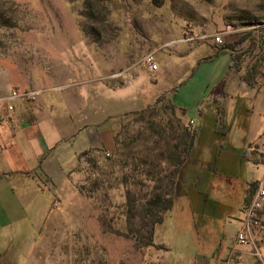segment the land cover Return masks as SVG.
I'll list each match as a JSON object with an SVG mask.
<instances>
[{"label":"crops","instance_id":"0c3cea01","mask_svg":"<svg viewBox=\"0 0 264 264\" xmlns=\"http://www.w3.org/2000/svg\"><path fill=\"white\" fill-rule=\"evenodd\" d=\"M74 31L78 35L77 26ZM221 31V43L209 39L172 45V54L156 51V70L121 55L119 74L113 73V60L101 58L83 35L66 38L42 31L23 39L35 60L30 73L39 79L33 84L25 71L15 89L43 91L33 102L14 101L12 110L4 104L0 115V264H58L44 251L42 226L55 212L74 228L92 216V203L78 189L82 153L113 149L118 120L162 95L197 136L208 107L211 128L232 143L213 161L198 158L210 166L205 193L218 211L193 213L188 199H181L177 226L190 230V237H174L172 246L161 240L164 249L142 251L140 264H258L250 256L242 263L228 257L242 210L254 193L252 182L259 178L238 180L216 172L239 165L264 172V165L252 159L255 151H264V33L251 45L253 31L228 25ZM223 79L224 93L216 96L212 89ZM216 139L212 155L223 145Z\"/></svg>","mask_w":264,"mask_h":264},{"label":"rangeland","instance_id":"374dc122","mask_svg":"<svg viewBox=\"0 0 264 264\" xmlns=\"http://www.w3.org/2000/svg\"><path fill=\"white\" fill-rule=\"evenodd\" d=\"M223 25L253 31L249 36L255 44L264 33V0H0V94L20 87L17 81L25 71L33 84L39 79L30 73L35 60L23 39L42 31L66 38L85 36L101 58L113 60V73L119 74L121 55L129 54L135 63L151 51L172 54V45L191 44L174 40L222 36ZM185 124L166 95L120 118L113 149L84 152L78 166V189L92 203V216L74 228L64 214H51L42 226L43 250L58 264H140L142 251L151 246L164 249L161 240L172 246L174 237L189 238L191 231L177 226L181 199H188L193 213L218 211L205 193L210 166L198 158L222 157L232 141L211 128L208 107L200 136ZM215 137L223 139V145L212 155ZM252 159L264 165V151H255ZM261 169L239 165L216 174L238 180L255 176V191L264 185ZM261 215L264 221V206ZM166 255L171 259L174 254Z\"/></svg>","mask_w":264,"mask_h":264},{"label":"built area","instance_id":"2783aa9c","mask_svg":"<svg viewBox=\"0 0 264 264\" xmlns=\"http://www.w3.org/2000/svg\"><path fill=\"white\" fill-rule=\"evenodd\" d=\"M213 39L216 43H221L220 35L201 34L198 36H186L182 39L174 40L172 43L179 41L199 43ZM144 62L152 70L158 69V62L156 61L155 52L151 51L144 56ZM41 93L39 89L27 90L20 92L16 89L12 90L5 97H0V115L2 113L3 105L6 104L9 110L13 109V102L21 100L25 102H33ZM189 126L194 124V120L190 119ZM190 130V129H189ZM192 133V131L190 130ZM264 206V185L259 184L254 191L249 204L242 210L241 224L236 233L233 247L230 251L228 261L232 262L237 259L239 263L247 260L250 256L257 261L258 264H264V221L261 215V210ZM249 246L250 249H242L240 247Z\"/></svg>","mask_w":264,"mask_h":264},{"label":"trees","instance_id":"16d2710c","mask_svg":"<svg viewBox=\"0 0 264 264\" xmlns=\"http://www.w3.org/2000/svg\"><path fill=\"white\" fill-rule=\"evenodd\" d=\"M225 84H226V79H223L222 81H220L213 89H212V93L216 96H221L224 93V88H225ZM174 199H172V201L170 200L168 205L165 207L166 210H169L171 207V202H173ZM163 222V220L161 221Z\"/></svg>","mask_w":264,"mask_h":264}]
</instances>
